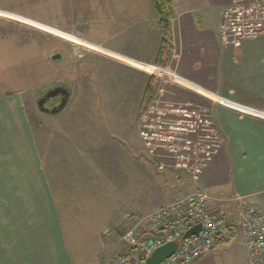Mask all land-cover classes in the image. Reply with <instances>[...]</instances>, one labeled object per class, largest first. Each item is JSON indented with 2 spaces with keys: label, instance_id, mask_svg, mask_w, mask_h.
Returning <instances> with one entry per match:
<instances>
[{
  "label": "rangeland",
  "instance_id": "374dc122",
  "mask_svg": "<svg viewBox=\"0 0 264 264\" xmlns=\"http://www.w3.org/2000/svg\"><path fill=\"white\" fill-rule=\"evenodd\" d=\"M118 2L0 0V89L21 96L66 241L94 264H115L130 213L143 215L202 184L212 134H220L207 93L215 82L200 74L206 93L197 91L169 73L174 63L154 71L161 83L143 110L151 75L122 54L129 43ZM57 52L62 57L53 59ZM60 82L71 89L67 106L40 110L39 95Z\"/></svg>",
  "mask_w": 264,
  "mask_h": 264
},
{
  "label": "crops",
  "instance_id": "0c3cea01",
  "mask_svg": "<svg viewBox=\"0 0 264 264\" xmlns=\"http://www.w3.org/2000/svg\"><path fill=\"white\" fill-rule=\"evenodd\" d=\"M172 1L167 64H157L163 30L151 0L117 3L115 11L125 22L129 43L128 52L122 54L131 55L129 62L144 65L151 76L156 69L169 71L174 63L169 73L196 84L186 85L197 91L206 93L200 74L215 82L207 93L213 95L223 143L200 180L210 192L211 208L225 210L228 223L218 238L225 242L214 245L194 264H251L242 210L251 206L264 213V36L226 46L220 36L222 11L232 0ZM137 54L156 58L150 63ZM8 235H15L16 242L9 243ZM126 252L124 245L121 253ZM81 259L82 252L76 257L66 241L23 100L18 93L0 89V264H94Z\"/></svg>",
  "mask_w": 264,
  "mask_h": 264
},
{
  "label": "built area",
  "instance_id": "2783aa9c",
  "mask_svg": "<svg viewBox=\"0 0 264 264\" xmlns=\"http://www.w3.org/2000/svg\"><path fill=\"white\" fill-rule=\"evenodd\" d=\"M220 36L226 46L264 36V0H232L222 11ZM211 139V154H214L223 143V137L212 134ZM200 171V163L196 162L194 172ZM196 185V190L187 196L143 215L130 213L128 220L131 224L122 238L127 252L118 254L114 263L146 264L155 248L171 240H181L185 231L197 223H201L198 233L180 241L177 250L160 264H194L211 250L228 217L225 211L211 208L207 187ZM242 219L250 263L264 264V213L248 206L242 210Z\"/></svg>",
  "mask_w": 264,
  "mask_h": 264
},
{
  "label": "water",
  "instance_id": "95a60500",
  "mask_svg": "<svg viewBox=\"0 0 264 264\" xmlns=\"http://www.w3.org/2000/svg\"><path fill=\"white\" fill-rule=\"evenodd\" d=\"M61 57L62 54L60 52H57L52 55L53 59H60ZM59 93L62 95L59 104L52 107H47L45 105L47 99H49L50 97H54ZM70 97H71V89L69 87L57 86L49 89L42 97H40L37 100V105L40 108V110L55 114L60 112L67 106ZM200 227H201V223H197L185 231L181 240H171L155 248L146 259V264H160V262L163 259L169 257L177 250L180 241H182L189 235L198 233Z\"/></svg>",
  "mask_w": 264,
  "mask_h": 264
},
{
  "label": "trees",
  "instance_id": "16d2710c",
  "mask_svg": "<svg viewBox=\"0 0 264 264\" xmlns=\"http://www.w3.org/2000/svg\"><path fill=\"white\" fill-rule=\"evenodd\" d=\"M158 14L161 17V24L163 30V39L161 43L160 52L158 54L157 64L165 66L171 56V24L170 21L174 17L173 1L172 0H151ZM160 86V79L156 75L151 76L144 94L143 110H145L151 101L154 99ZM219 235L216 238L215 246L221 245L225 239Z\"/></svg>",
  "mask_w": 264,
  "mask_h": 264
},
{
  "label": "flooded vegetation",
  "instance_id": "af4514ba",
  "mask_svg": "<svg viewBox=\"0 0 264 264\" xmlns=\"http://www.w3.org/2000/svg\"><path fill=\"white\" fill-rule=\"evenodd\" d=\"M57 86H64V87H69L66 83H57V84H55V85H53L51 88H53V87H57ZM50 88V89H51ZM70 88V87H69ZM49 90V89H48ZM48 90H46L45 92H43V93H41L40 95H39V98L40 97H42ZM61 97H62V95L59 93V94H57V95H55L54 97H50L49 99H47V101H46V103H45V105L47 106V103L49 102V101H51V100H53L54 102H53V105L52 106H55V105H57V104H59V102L61 101ZM38 98V99H39ZM51 106V107H52Z\"/></svg>",
  "mask_w": 264,
  "mask_h": 264
}]
</instances>
